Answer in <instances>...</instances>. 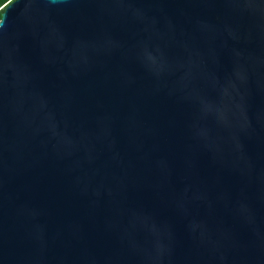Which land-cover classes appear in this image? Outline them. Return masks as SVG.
Returning <instances> with one entry per match:
<instances>
[{
    "label": "water",
    "instance_id": "obj_1",
    "mask_svg": "<svg viewBox=\"0 0 264 264\" xmlns=\"http://www.w3.org/2000/svg\"><path fill=\"white\" fill-rule=\"evenodd\" d=\"M0 264H264V0L7 4Z\"/></svg>",
    "mask_w": 264,
    "mask_h": 264
},
{
    "label": "trees",
    "instance_id": "obj_2",
    "mask_svg": "<svg viewBox=\"0 0 264 264\" xmlns=\"http://www.w3.org/2000/svg\"><path fill=\"white\" fill-rule=\"evenodd\" d=\"M13 0H0V20L3 14V9L5 8V6L7 4H9L10 2H12Z\"/></svg>",
    "mask_w": 264,
    "mask_h": 264
},
{
    "label": "snow or ice",
    "instance_id": "obj_3",
    "mask_svg": "<svg viewBox=\"0 0 264 264\" xmlns=\"http://www.w3.org/2000/svg\"><path fill=\"white\" fill-rule=\"evenodd\" d=\"M5 18H6V16H5Z\"/></svg>",
    "mask_w": 264,
    "mask_h": 264
}]
</instances>
